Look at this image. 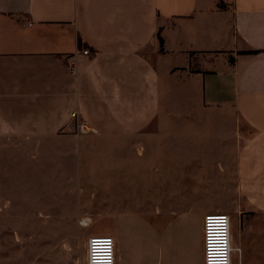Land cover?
<instances>
[{
	"label": "crops",
	"instance_id": "obj_1",
	"mask_svg": "<svg viewBox=\"0 0 264 264\" xmlns=\"http://www.w3.org/2000/svg\"><path fill=\"white\" fill-rule=\"evenodd\" d=\"M84 49L74 77L67 57ZM209 110L235 111L254 129L230 162L233 173L224 142H217L225 178L216 195L244 197L232 222L240 248L232 264L262 263L264 222L251 212L264 213V0H0V142L21 141L26 145L15 149L46 156L76 152L79 169L82 149H103L104 163L87 164L111 167L107 181L127 187V167H136L134 197L152 198L158 192L144 167L156 172L164 157L159 136L172 132L167 121ZM74 111L90 133L76 134ZM218 133L224 139L231 132ZM203 181L175 182L169 191L208 197ZM202 211L175 209L164 224L153 209L119 212L111 229L117 264H203L196 224Z\"/></svg>",
	"mask_w": 264,
	"mask_h": 264
},
{
	"label": "rangeland",
	"instance_id": "obj_2",
	"mask_svg": "<svg viewBox=\"0 0 264 264\" xmlns=\"http://www.w3.org/2000/svg\"><path fill=\"white\" fill-rule=\"evenodd\" d=\"M166 126L171 127L172 132L159 136L164 145L161 149L164 157H157L158 162L154 163L156 172L144 167L146 177L153 173L150 175L154 181H148V185L155 186L158 192L152 198L134 197L135 183L132 184V180L138 172L136 167H127L130 185L127 187L125 181H107V171L111 167L87 164L91 159L104 163L107 155L103 149H92V145L82 149L80 172L74 163L79 160L76 152L63 156V152L52 151L46 156L42 151L34 152L28 147L15 149L18 145H26L21 141L0 142V264H79L86 257L88 237L112 235L115 215L125 209H153L155 219L162 224L169 220L175 209L192 206L203 210L196 214L202 248L203 215L207 212L227 213L233 222L234 217L239 216V204L244 201L243 196L228 199L216 195L218 182L225 178L219 175L223 166L216 158L217 142H224V161L225 164L229 161L231 173L230 162L239 144L244 143L254 129L235 111L211 110L175 118L167 121ZM223 127L231 132L224 134V139L218 133ZM150 128L154 130V126ZM29 154L34 158H29ZM119 168L116 173L121 171ZM190 168L194 169L193 176L183 172ZM94 169L100 170V174L89 172ZM173 169L181 170L182 174L175 176L170 172ZM232 176L230 174L228 184L234 190ZM201 180L203 189L208 190V197H181L179 192L169 191L175 182L190 186L192 181L194 186H201ZM251 213L257 221L264 222V213ZM87 221L86 225L81 224Z\"/></svg>",
	"mask_w": 264,
	"mask_h": 264
},
{
	"label": "built area",
	"instance_id": "obj_3",
	"mask_svg": "<svg viewBox=\"0 0 264 264\" xmlns=\"http://www.w3.org/2000/svg\"><path fill=\"white\" fill-rule=\"evenodd\" d=\"M31 24V23H29ZM79 53L88 54L89 49L77 50L67 57L68 69L72 76L78 73L76 56ZM72 118L76 124V133H88L90 125L79 117V112L74 111ZM88 223H81L86 225ZM232 219L229 214L222 212H207L202 219V255L203 264H232L233 252L240 248L233 246ZM107 245L108 255L105 257L104 248ZM86 257L79 264H117V245L114 236L93 234L86 242ZM94 250H99V257L94 256Z\"/></svg>",
	"mask_w": 264,
	"mask_h": 264
},
{
	"label": "clouds",
	"instance_id": "obj_4",
	"mask_svg": "<svg viewBox=\"0 0 264 264\" xmlns=\"http://www.w3.org/2000/svg\"><path fill=\"white\" fill-rule=\"evenodd\" d=\"M99 255H100L99 250H94V256L95 257H99ZM104 255H105V257H107V255H108L107 245L106 244H105V248H104ZM94 264H97V262L95 260H94Z\"/></svg>",
	"mask_w": 264,
	"mask_h": 264
},
{
	"label": "trees",
	"instance_id": "obj_5",
	"mask_svg": "<svg viewBox=\"0 0 264 264\" xmlns=\"http://www.w3.org/2000/svg\"><path fill=\"white\" fill-rule=\"evenodd\" d=\"M158 37H159V39H160L161 44H163V39H162V37L160 36L159 33H158Z\"/></svg>",
	"mask_w": 264,
	"mask_h": 264
}]
</instances>
